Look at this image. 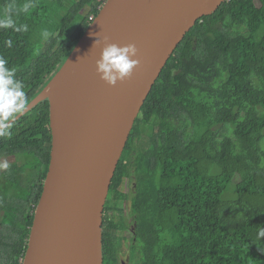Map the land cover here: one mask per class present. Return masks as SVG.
<instances>
[{
  "label": "trees",
  "instance_id": "obj_1",
  "mask_svg": "<svg viewBox=\"0 0 264 264\" xmlns=\"http://www.w3.org/2000/svg\"><path fill=\"white\" fill-rule=\"evenodd\" d=\"M106 2L0 0V58L24 92L23 108L13 117L5 111L0 126L47 86ZM260 9L264 0H228L200 19L141 108L107 201L126 199L120 191L130 165L133 212L142 230L138 264H264ZM51 141L48 100L0 131V166L17 159L0 167V264H23ZM105 209L104 264L111 258L105 245L119 248L115 231L123 228Z\"/></svg>",
  "mask_w": 264,
  "mask_h": 264
},
{
  "label": "water",
  "instance_id": "obj_2",
  "mask_svg": "<svg viewBox=\"0 0 264 264\" xmlns=\"http://www.w3.org/2000/svg\"><path fill=\"white\" fill-rule=\"evenodd\" d=\"M226 1L107 0L47 86L0 126L49 101L50 163L23 264H104L105 205L141 108L186 35ZM105 38L137 48L138 65L114 86L96 71Z\"/></svg>",
  "mask_w": 264,
  "mask_h": 264
},
{
  "label": "clouds",
  "instance_id": "obj_3",
  "mask_svg": "<svg viewBox=\"0 0 264 264\" xmlns=\"http://www.w3.org/2000/svg\"><path fill=\"white\" fill-rule=\"evenodd\" d=\"M98 43L96 40L95 44ZM136 55L137 48L134 44L119 46L108 43L105 38L100 58L96 61L97 74L108 85L114 86L132 74L139 63L133 58ZM6 65L7 61L0 58V117H3L5 111L9 117H13L24 106V92L22 83L14 78V72ZM260 234L264 236V230Z\"/></svg>",
  "mask_w": 264,
  "mask_h": 264
},
{
  "label": "flooded vegetation",
  "instance_id": "obj_4",
  "mask_svg": "<svg viewBox=\"0 0 264 264\" xmlns=\"http://www.w3.org/2000/svg\"><path fill=\"white\" fill-rule=\"evenodd\" d=\"M128 179V178H127ZM125 183V178H124ZM123 183V185H124ZM123 185L121 186V189L123 188ZM110 192V191H109ZM124 196H126V199L129 197L124 194L122 191H120ZM136 192V190H135ZM135 195V193H134ZM109 197V195H108ZM133 198L132 196L130 198L131 201V216L128 218L125 216L124 213V200L123 202H116L114 201V198L110 199V204L106 202L105 208L107 206L110 207L106 212L107 218L112 221L115 224L123 225L122 229H117L115 231V236L118 239L117 246L119 248H113V244L111 243L109 245H105V247L108 249L110 247V254L111 258L107 260L106 264H112L113 262L115 264H138V261L140 260L139 256L141 253V246L139 245L140 240H138V234L142 231L140 228H138L137 221L135 219V214L133 212ZM108 201V198H107ZM106 210V209H105ZM104 210V212H105ZM116 215V216H114ZM104 216V215H103ZM104 222V221H103ZM151 231V225L148 224V226L145 227L143 230L144 235H149Z\"/></svg>",
  "mask_w": 264,
  "mask_h": 264
},
{
  "label": "rangeland",
  "instance_id": "obj_5",
  "mask_svg": "<svg viewBox=\"0 0 264 264\" xmlns=\"http://www.w3.org/2000/svg\"><path fill=\"white\" fill-rule=\"evenodd\" d=\"M258 12H259V14H264L263 9H260ZM134 147L136 150L140 151L138 144L134 143ZM16 161H17V159L15 157L6 158L2 161L1 166H2V168H5V166H7L11 163H14ZM126 163H128V162H126ZM2 168L0 170H2ZM123 176L125 178V183H124L121 191L129 197V199L127 198L123 203L124 204L123 205L124 206V213L123 214L129 218L131 216L130 198L132 196H134V193L136 190V177H135V174L133 173V168L130 165L127 164L125 166ZM114 216H116V215H114ZM4 221L6 223H11L13 221V217L10 216V218H8L7 216H5Z\"/></svg>",
  "mask_w": 264,
  "mask_h": 264
},
{
  "label": "bare ground",
  "instance_id": "obj_6",
  "mask_svg": "<svg viewBox=\"0 0 264 264\" xmlns=\"http://www.w3.org/2000/svg\"><path fill=\"white\" fill-rule=\"evenodd\" d=\"M66 60H67V59H66ZM65 62H66V61H65ZM140 112H141V111H140ZM139 115H140V113H139ZM139 115H138V116H139ZM137 118H138V117H137ZM136 120H137V119H136ZM135 122H136V121H135ZM131 132H132V131H131ZM130 134H131V133H130ZM129 137H130V135H129ZM128 140H129V139H128ZM127 142H128V141H127ZM126 145H127V144H126ZM23 261H24V260H23Z\"/></svg>",
  "mask_w": 264,
  "mask_h": 264
}]
</instances>
